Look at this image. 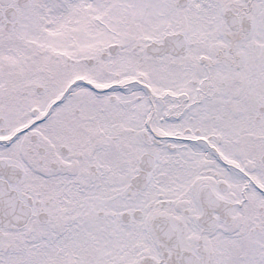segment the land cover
Segmentation results:
<instances>
[{
    "label": "snow or ice",
    "instance_id": "1",
    "mask_svg": "<svg viewBox=\"0 0 264 264\" xmlns=\"http://www.w3.org/2000/svg\"><path fill=\"white\" fill-rule=\"evenodd\" d=\"M0 264H264V0H0Z\"/></svg>",
    "mask_w": 264,
    "mask_h": 264
}]
</instances>
